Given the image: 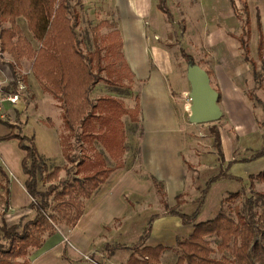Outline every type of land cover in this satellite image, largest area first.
I'll return each mask as SVG.
<instances>
[{
	"label": "rangeland",
	"instance_id": "obj_1",
	"mask_svg": "<svg viewBox=\"0 0 264 264\" xmlns=\"http://www.w3.org/2000/svg\"><path fill=\"white\" fill-rule=\"evenodd\" d=\"M246 1L250 3L249 6L252 10L250 17L251 21L254 22V3H257L258 0ZM129 2L131 3L130 6L133 7V0H123L121 4H119V0H81L78 4L72 0L70 3L78 10L80 15L79 24L75 30L79 38V46L83 52L92 51L94 48L91 27L100 21L109 22L117 28L120 27L121 32L118 33H120L121 45L117 40V38L119 39L118 33L110 37L108 35L110 31L107 27L100 30L99 42L103 46L108 45L107 42L112 38L110 55L104 52V47L101 52L106 54L103 62L108 66L107 68L112 70L114 66L125 61L128 62L129 68H133L136 77L145 72L151 77V82L147 87L142 84L147 81L145 78L140 80L139 78L133 80L123 79L120 81L122 84L101 81L92 88L90 98L95 100L99 96L110 95L121 99L127 108H131L136 104L135 98L139 96L141 103L139 106V120L132 122L128 115L122 116L126 147V152L122 158L123 167H125L123 171L127 174L136 172L138 178L146 180L151 176V173L146 171L144 167L152 168L153 173L159 174L164 180V196L161 197L152 186L146 188V182L137 180L136 177H121L119 184L115 187L113 174H111L108 180L94 192V199L85 202L84 215L76 225L69 227L63 223L58 224L56 232L52 236L44 237V243L40 248L30 249L28 257L31 264H125L131 253L129 247L138 240L151 215L157 216L153 220L151 233L146 240V244L167 246L168 249L161 255V261L164 264H174L178 256L176 242L189 236L193 224H183L178 216L168 214V209L175 208L178 212L192 213L205 182L208 178L217 174L219 175L215 181L218 182L213 187L211 185L212 190L210 188L207 192L204 203L199 210L197 221L211 219L221 208L228 213V206L237 205L245 209L246 199L251 196L253 199L255 198L254 191L264 193V182L255 181L254 187L251 189L248 179L249 174H255L264 169V162L255 161L256 158L261 156L259 152L264 151V91H260L259 88L261 85L263 87L264 83V63L262 66L260 60L256 61L255 71L257 75L255 78L253 69L245 77V94L248 96L251 93L263 102L259 104L255 100L249 99L253 106V112L250 113L248 108L240 107L227 94L230 100H224L223 105H221L220 96L218 99L216 98L215 103L221 111L217 118L198 120L193 117V102L190 96L192 85L189 79L191 73L189 71L193 68L202 70L208 78L209 86L215 90L214 82L211 81L212 83H210L208 73L212 66L210 58H243L241 50L238 47L234 51L230 47L228 48V54L219 57L218 48L216 49L214 46L205 47L203 43H198L197 39L188 38L187 24L184 22L182 24V16L177 13L175 8L176 5H179V3H176L177 0H166L165 3L170 12L176 10L178 15L163 16V27H160V21L157 18H161L160 15L163 14L155 6L148 17L142 16L145 18H141L133 14V11L130 13ZM231 3L237 9V15L241 19L244 18L245 13L241 10L242 0H231ZM241 19L238 23L240 28L237 26L234 33L239 34L241 32V24L243 23ZM145 23L147 26L143 27ZM17 24L23 34L36 47L37 43L26 29L25 20L18 18ZM157 24L159 25L157 26ZM159 28L163 30L158 31ZM194 36L201 39L204 35L202 31L195 30ZM255 39L256 33L254 31L253 37L248 41V44L253 45V52H250L252 58H257L255 45L253 44V40L256 41ZM234 54H236V57H234ZM126 56L136 58L137 62L140 63L139 67L134 66V62L128 61ZM164 56L170 58L173 69L184 76L181 80L174 76L170 79L172 86L170 96L172 98L170 99L174 100L176 103L175 108L179 111L177 112L180 119L178 134L181 137L184 151H180V155L181 158H185L186 155L189 160L186 158L185 160L191 165L190 168H187V177L191 176V181L186 179L185 185L177 190H175V184L179 183L177 178L179 174L168 168L171 163L178 162L174 152L173 133L165 138L163 144L160 143L164 132H171L174 122L171 121L170 111L161 103L160 91L164 87V82L161 78H157L156 74L153 76L155 70L152 64L154 65V60L151 59ZM0 58L6 60L11 57L7 53H3ZM113 59L117 60V64ZM141 63H144V65H141ZM115 75L116 72H113L112 77ZM103 76L108 77L105 73H103ZM16 77L18 79L17 85L22 86L21 89H18L20 91L19 99L22 103L27 104L26 115L20 120L31 119L28 123L29 127L35 129L39 126L38 123H35V118L36 120L48 121L56 130L58 141L60 137L63 141L65 140L64 144L68 142L67 144L71 146L69 152H71L72 160L79 156V143L75 142L74 137L64 129L59 101L43 90L34 79L29 60L22 59ZM180 81L187 82V85H189L188 90L184 91V93L186 92L184 96L176 87ZM222 82L225 83L224 80ZM42 105L46 106V108L44 106L45 110L44 108L41 109ZM222 106L224 112L221 110ZM252 117L257 119L260 134L255 132L256 128H254ZM235 125L239 127L237 128ZM213 129L218 130L221 140L223 137L224 139L227 137L228 143V138L233 142L240 139L238 143H231L234 144L231 157L225 160L224 156L221 164L215 148ZM143 132L147 135L145 146H143L145 147L146 156L142 155L140 159L139 141L143 136ZM81 147L84 149V145ZM95 147L102 153L107 165L113 166V160L96 142ZM58 148L59 150L51 141L49 148L46 150L48 158L45 159V162L49 170H52L56 165L73 170L74 163H69L64 158L60 143H58ZM220 148L223 152L222 145ZM220 170H222L221 174L219 173ZM65 177V171L61 170L58 180L54 184L59 186ZM48 185L49 183L38 177L37 188L40 191H45ZM236 191L240 192V196L234 200V203H231V205L223 203V199L229 192ZM48 201L51 204V196ZM253 207L255 211H264V199L257 198ZM34 215L35 211L32 216L34 217ZM206 240L209 241L213 249L211 254L213 257L220 259L222 255L229 256L227 253H220L216 250L217 239L214 236L207 237ZM0 244H7L1 231ZM114 245H126V247L117 248L110 256H107V249Z\"/></svg>",
	"mask_w": 264,
	"mask_h": 264
},
{
	"label": "trees",
	"instance_id": "obj_2",
	"mask_svg": "<svg viewBox=\"0 0 264 264\" xmlns=\"http://www.w3.org/2000/svg\"><path fill=\"white\" fill-rule=\"evenodd\" d=\"M71 1L0 0V53H7L11 57L9 67L13 76L2 90L20 93L16 72L22 59L29 60L34 79L43 90L59 101L64 129L74 137L80 147L79 156L72 160L69 152L71 146L67 144L68 142L67 145L64 144L65 140L59 137L64 157L67 162L74 163V169L56 165L49 170L45 158L36 148L34 137L15 132L17 128L15 124L3 121L11 131L0 137V140L18 139L19 147L25 153L21 162L27 175L24 185L33 198L31 208L34 209L35 215L29 220L8 227L2 224L0 229L7 244H0V264H30L28 257L30 249L40 248L44 243V237L53 235L58 224L63 223L69 227L76 225L83 214L85 202L113 171L123 167L122 157L126 147L122 116L128 115L132 122L138 119L137 103L131 109L114 96L103 95L95 100L90 98L92 88L101 81L122 84L120 81L123 79L132 78L127 62L123 61L112 70L103 62L105 53L109 54L111 50L112 38L107 42L108 45L103 46L99 42V37L102 28L112 27L108 22L100 21L91 27L94 48L89 52L81 50L75 30L80 15L71 5ZM74 1L78 4L81 0ZM165 2L166 0H158L157 8L170 17L171 13ZM242 11L245 13L244 29L236 38L243 50L244 59L252 66L255 78L257 63L249 56V46L245 39L249 32V10L245 4ZM18 18L25 20L26 29L37 43L36 47L21 31L17 24ZM6 23L8 25H4ZM257 29L259 32L257 58L263 66V39L259 21ZM116 33L117 30H113L108 35L112 37ZM117 40L121 45L120 38ZM103 47L105 53L102 54ZM113 60L117 64V60ZM113 72H116L114 77ZM103 73L108 77L105 78ZM248 96L249 99L262 104L251 93ZM213 135L217 154L219 159L223 160L218 130L213 129ZM95 142L113 160V166L107 165L102 153L96 149ZM263 153L264 151L259 152V155ZM61 170L65 171L66 177L57 186L54 182L58 180ZM219 173L221 174L222 170ZM1 174L3 182L0 187L6 195L8 191L4 180L5 174L3 172ZM218 175L207 179L192 213L178 212L175 208L167 210L168 214L178 216L183 224H193L189 236L176 242L178 256L174 264H264V211L258 212L253 209L257 198L264 199L263 192L253 190L255 200L252 196L248 197L245 209L237 205L228 206V213L221 208L211 219L197 221L206 194ZM38 177L49 183L43 192L37 188ZM151 179L157 193L163 197L161 184L155 177ZM248 179L251 189L255 181L264 182V169L250 174ZM50 196L51 204L48 201ZM239 196V191L229 192L223 203L231 205ZM156 216L151 215L138 240L129 247L131 253L125 264H164L161 255L168 247L162 244H146ZM210 236L217 239L216 250L229 256L222 255L217 259L211 255L213 249L206 240ZM125 247L126 245L111 246L107 249V256L117 248Z\"/></svg>",
	"mask_w": 264,
	"mask_h": 264
},
{
	"label": "crops",
	"instance_id": "obj_3",
	"mask_svg": "<svg viewBox=\"0 0 264 264\" xmlns=\"http://www.w3.org/2000/svg\"><path fill=\"white\" fill-rule=\"evenodd\" d=\"M122 1L123 0L121 1L119 0V4H121ZM157 1L158 0H133V7L130 6L131 4L130 2L128 3L131 9L130 13L133 11V14H136L140 16L141 18H145L142 16L148 17L150 12L154 9V6L159 12H161L157 8ZM230 2L231 0H177L176 3L177 4L179 3V5H176L175 8L177 9V13L182 16V20H181L182 24L184 23L187 24L186 29H187L188 38L190 37V39H193V38L197 39L198 43H203V46L205 47L214 46L216 47V49L218 48L219 57H222L223 55L225 56L226 54H228L229 52L228 48L232 47V49L236 51L237 48L239 47V49L242 52V57H243V50L241 49L240 43L236 37L242 33L244 29V25L243 23L241 24V30H240L241 32L239 34L234 33V29L237 28V26L238 28H240L238 23L241 17L237 15V9L232 3L230 4ZM242 4L243 5L245 4L249 10V32L247 35H245L247 44H248L249 39L253 37L254 31H255L256 41L253 40V44L255 45V53L257 56V44H258V39H259L257 22L259 21L260 30H261L262 39H263L262 53L264 54V0H258L257 3H254V7H255L254 22L251 21V17H250L252 13V10L250 9V6H249L250 3H247L246 0H242ZM242 7H241V10H242ZM170 13H172L171 15L173 16L178 15L176 14V10L171 11ZM160 16L161 18L160 17H157V18L160 21L159 22L160 27H163L164 26L163 16H166V15L163 14ZM241 20L243 22V18ZM109 24L112 26L109 28L107 27L110 32L113 30H117V32H121L120 27L117 28L111 23ZM159 24H157V26ZM146 26L147 24L145 23L143 27H146ZM162 30L163 29H160V28L158 29V31H162ZM195 30L202 31L204 36L201 39L195 37L194 36ZM119 34L120 33H118V37L120 38ZM248 46H249V52L251 51L253 52V45L251 46V44H248ZM0 55H3V53ZM249 56H250V53H249ZM126 57L128 61L130 62L132 61L135 63L134 66H138L140 64L137 62L136 58H128V56ZM234 57H236V54H234ZM4 59L5 58H0V90L1 91H3L2 88L6 87L9 84V82L13 79L12 71L9 67V62L11 61V58H7L6 60ZM151 59L152 61L154 60V65L152 64L155 70L153 72V76L156 74L157 75L156 77L159 79L161 78L164 82V87L161 88V91H160L161 103L162 105H164V107H166L170 111V116L172 118L171 121L174 122L171 132L169 131L164 132L163 137L160 140V143L163 144L165 141V138L169 136L170 133H173L174 135L173 139L175 142L174 152L176 154L178 162L171 163L170 167L168 168L169 170L173 172L175 171V173L179 174L177 176L179 183L175 184L176 185L175 190H177L179 188L181 189L182 185H185L187 180L191 181V176L187 177V174H188L187 168H190L191 165L189 164V162H187L189 158L186 155H185V158L187 160H185V158L183 157L181 158V155H180V151L182 152L184 151H183L181 137L178 134V130H179L178 128L180 126V119H179V113L177 112L179 111L176 110L175 108L176 103L174 102V100L170 99L172 98L170 97L171 88H172L170 84V79H172V77L174 76L175 78L177 79L179 78L181 80L184 78V76H182L180 72H178L177 70L173 69L172 61L170 58H165L164 56L162 58H151ZM251 59H253L255 62L257 60L259 61L258 58L251 57ZM210 61L212 63L211 70L209 71L207 70V71L210 76V83L214 82L213 83L214 88L220 96V100H221L220 102H222L221 105H223L224 100L226 101L230 100L227 97V94H228L231 97V99L236 104H238L240 107L248 108L250 113L253 112L252 103L249 100V97L244 92V86L246 82L245 77L247 73L252 72V66L250 65V63L246 61L244 57L243 58H238V57L236 58H232V57L231 58H210ZM21 63H22V60H21ZM141 65H144V63H141ZM129 69H130L132 80L135 78L136 79L139 78V80L145 78L147 79V81L142 84L145 85L146 87L151 82L150 81L151 77L149 74L147 75L146 72L141 73L139 77L138 76L136 77L133 68L130 67ZM222 80L225 81L224 84ZM176 87L179 89L181 94L184 96V94L186 93V92L184 93V91L188 90L189 85H187V82L180 81V83H178ZM259 88L261 89L260 91L262 90L264 91V83H263V87L261 85ZM135 99H136V103L138 105V110H139V106L141 105L139 96H137ZM44 106L42 105L41 109L44 108ZM5 107L8 109V111H10V114L5 119L0 118V137L8 134L11 131V129L3 122L6 120L17 126V128L15 129V132H19L20 134L25 135L27 137H30V136L34 137L36 148L39 154L42 155L45 159L48 158L46 154V150L49 148V144L51 143V141L54 145H56L57 149L59 150L58 148L59 141L57 137V132L52 127L51 123H48V121H42L39 119L36 120L35 118V123H38L39 125L35 129L33 127H29L28 123L31 119H26L25 121L23 119V121H21L20 119H22L23 116L26 115L25 111H27V104H24V102L22 103V101H20L19 98L17 102L13 104L6 102ZM133 107H131V109ZM151 107H152V103H151ZM221 110H223V112L225 111L223 109V106L221 107ZM138 120H139V117L137 121ZM256 120L257 119L252 117L253 124L255 125L254 128H256L255 132L258 134L259 126ZM258 121H259V117H258ZM235 126L237 128L239 127L238 125H235ZM246 133H251V132H246ZM226 139H224L223 137L221 140L220 138V142H221L220 147L221 145L223 146V152H224V153L222 152V154H224L223 160H224V156H225V160H228L229 157H231V152L234 146V144H231V143L240 142V139H236V141L233 142L231 139L228 138L229 143H230L229 145ZM146 140H147V135H145V132H143V136L139 141L140 159L142 155L146 156L145 147H143L145 146ZM125 152H126V149H125ZM24 154H25L24 151L21 150L19 147L18 139L10 138V139H5V140H0V185H1V182H3V175L1 174V172H3L5 174L4 180H6V187L8 191L7 194L5 195L3 193L2 188L0 187V228L2 224H5L8 227L11 225L18 224L21 221H26V220L33 218L32 215L34 213V210L33 208H31V203L33 201V198L31 197V195L27 192L25 188L24 182L27 178V175L24 173L22 165H21ZM223 160L219 159L220 164L223 162ZM255 161L264 162V154L261 155L259 158H256ZM124 168L125 167H121L111 173L113 174V184L115 187L119 184V180L121 179V177H125V178L136 177L137 180H144V182H146L145 183L146 188L149 186L150 187L152 186L155 189L152 179H151L152 177H155L156 180L159 181V183L161 184L162 191H163V184H165L164 180L163 178H161L159 174L153 173L152 168L144 167L146 171H149L151 173V176H149L146 180L142 178H138L136 176L137 175L136 172L135 173L129 172V174H127V172L123 171ZM108 178L106 180H108ZM217 182L218 181L213 182L212 187ZM212 187L210 190H212ZM123 188H127V187H123ZM90 199H94V194ZM94 204L95 203L93 202V205ZM83 215L84 214H82L80 219L83 217ZM80 219L78 220V222L80 221Z\"/></svg>",
	"mask_w": 264,
	"mask_h": 264
},
{
	"label": "water",
	"instance_id": "obj_4",
	"mask_svg": "<svg viewBox=\"0 0 264 264\" xmlns=\"http://www.w3.org/2000/svg\"><path fill=\"white\" fill-rule=\"evenodd\" d=\"M190 81L192 85V92L190 94L192 99L193 117L198 120H208L217 118L221 111L215 103L217 92L208 84L206 74L197 68L189 71Z\"/></svg>",
	"mask_w": 264,
	"mask_h": 264
},
{
	"label": "built area",
	"instance_id": "obj_5",
	"mask_svg": "<svg viewBox=\"0 0 264 264\" xmlns=\"http://www.w3.org/2000/svg\"><path fill=\"white\" fill-rule=\"evenodd\" d=\"M19 84V83H18ZM22 86L19 84L18 89H21ZM19 98L18 93L4 92L0 90V118L5 119L10 114V111L5 107V103L8 102L13 104L17 102Z\"/></svg>",
	"mask_w": 264,
	"mask_h": 264
}]
</instances>
